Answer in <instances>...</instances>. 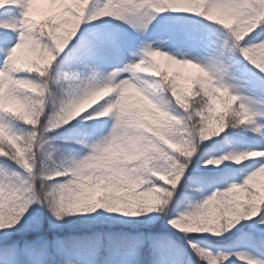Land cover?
Listing matches in <instances>:
<instances>
[{
  "label": "snow or ice",
  "instance_id": "1",
  "mask_svg": "<svg viewBox=\"0 0 264 264\" xmlns=\"http://www.w3.org/2000/svg\"><path fill=\"white\" fill-rule=\"evenodd\" d=\"M0 264H264V0H0Z\"/></svg>",
  "mask_w": 264,
  "mask_h": 264
},
{
  "label": "trees",
  "instance_id": "2",
  "mask_svg": "<svg viewBox=\"0 0 264 264\" xmlns=\"http://www.w3.org/2000/svg\"><path fill=\"white\" fill-rule=\"evenodd\" d=\"M222 238H216V237H213L212 238V242H216V241H218V240H221Z\"/></svg>",
  "mask_w": 264,
  "mask_h": 264
}]
</instances>
